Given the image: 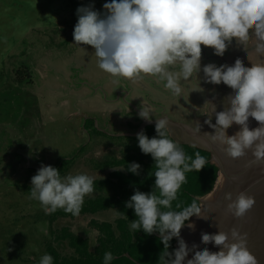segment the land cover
I'll return each mask as SVG.
<instances>
[{"label":"clouds","instance_id":"obj_1","mask_svg":"<svg viewBox=\"0 0 264 264\" xmlns=\"http://www.w3.org/2000/svg\"><path fill=\"white\" fill-rule=\"evenodd\" d=\"M103 9L101 13L94 4L79 7L73 32L74 44L95 50L101 70L133 81L143 75L158 77L165 89L178 97L183 92L181 81L202 71L207 83L224 84L232 90L222 101L227 107L213 110L215 124L212 115L205 121L215 132L206 135L213 143L225 145L226 154L233 159L252 150L256 161H264V63L246 67L237 58L231 66L209 63L201 67L202 46L223 57L234 40L236 44L246 43L250 34L256 38L255 50L264 53V0H111ZM151 111L143 101L139 117L151 123ZM250 117L260 125L254 130L249 127ZM169 124L167 118L156 119L157 136L137 134L138 147L155 161V185L150 193L136 190L125 202L136 216L130 228L147 235L159 233L166 264H185L190 252L194 254L187 264H258L246 235L235 228L231 235L220 230L218 234L201 233V243H214L218 252L200 250L196 244L189 248L181 238L182 228H194L188 221L202 211L196 200L180 211L171 210L172 202L186 183V174L204 169L207 161L199 152L195 158L187 156L169 138ZM234 124L240 130L229 137L226 132ZM126 169L139 175L141 165L133 162ZM94 179L84 173L62 176L60 169L42 164L31 179V198L41 204L45 214L62 209L78 217L85 197L95 191ZM225 199L228 212L237 218L245 216L256 203L244 192L235 199L227 193ZM173 238L178 239V248L169 252ZM114 259L106 252L103 264H112ZM38 264H54V257L46 253Z\"/></svg>","mask_w":264,"mask_h":264},{"label":"rangeland","instance_id":"obj_2","mask_svg":"<svg viewBox=\"0 0 264 264\" xmlns=\"http://www.w3.org/2000/svg\"><path fill=\"white\" fill-rule=\"evenodd\" d=\"M93 4L96 10L104 12L101 0H0V264H37L44 254H51L47 247L56 233L62 235L64 232L62 225L66 224L65 220L50 225L41 204L31 198V179L42 164L60 169L62 176L84 173L94 177V182L102 181L109 176L111 160L118 157L107 154L108 144L112 142L114 147L118 141L130 142L128 138L109 136L115 131L119 132L115 125L108 129L109 119L112 123H117L118 119L112 121V116H102V112L84 107L73 97L76 91L83 92L85 99L88 98L84 100L85 103L100 98L104 104H116V111L127 113L128 108H132L130 105L134 106L133 103L137 101L132 95L134 90L124 81L126 78L113 77L104 72L98 67V61L93 67H70L68 76L60 75L56 65L54 68L50 66L46 71L48 76L45 83L41 74L33 72L32 64L35 63L31 62H36L39 57L46 62H60L64 58L63 50H56V47L67 46L70 50L72 42L64 44L60 38L63 33L67 34L68 39L74 38L77 9ZM255 45L256 38L250 34L246 43L236 44L234 40L223 57L214 55L213 49L202 46L201 67L209 63L231 66L237 58L243 60L246 67H251L252 63L264 57V53L253 49ZM94 51L91 47L92 55ZM18 71L23 73L21 75L25 76L26 81L18 80ZM27 74H31L32 84L27 83ZM142 77L155 78L151 75ZM50 83L57 87L58 92L68 96V102L61 103L62 108L57 113L49 110L56 117L55 121L52 120L54 117L47 119L42 111L41 99L35 92L39 88L41 93H49ZM158 83L159 118L170 117L181 123L185 119L188 125L196 129L202 122L204 126L211 115L215 124L213 110L222 111L223 106L227 107V102L222 104V101L232 91L224 84L207 83L202 71L194 73L188 81H181L183 92L179 97L165 89L164 81L159 78ZM131 110L138 112L137 109ZM181 115L184 117L181 118ZM127 117L133 119L131 115ZM194 119L200 124L193 122ZM249 121L260 126L254 118ZM239 130L240 127L234 124L227 136L231 137ZM170 133L175 140H183L181 130L171 127ZM246 154L255 159L252 150H246ZM242 187L243 184L241 189L231 191L233 198L244 192ZM225 196L217 206V218L220 216L225 220L221 218L222 224L219 221L217 225L204 222L199 230L193 232L191 247L196 244L200 250H220L213 247V243H201V233L218 234L215 226L230 224L229 219L235 222V216L228 212L227 205L224 206L228 202ZM228 214L229 219L226 217ZM117 218L115 211L98 217L107 221ZM90 219L85 217L67 221L75 233L85 235L87 231L95 238L97 230L90 226ZM61 255L65 256L63 253Z\"/></svg>","mask_w":264,"mask_h":264},{"label":"trees","instance_id":"obj_3","mask_svg":"<svg viewBox=\"0 0 264 264\" xmlns=\"http://www.w3.org/2000/svg\"><path fill=\"white\" fill-rule=\"evenodd\" d=\"M16 74L19 81H26L24 80L25 76L21 75L23 73L18 71ZM27 77H29L27 83L32 84L31 74H27ZM144 132L149 138L157 136L156 127H148ZM167 132L169 138L176 142L168 129ZM132 141L133 144L129 151L130 156L128 155L126 159V163H128L125 164L127 168L133 162L140 164L139 175L126 171L120 173L121 175L111 176L110 179L95 181V191L85 197L81 214L78 217H74L62 209L47 214L50 225L58 221L62 222V219L73 221L77 218L89 217L91 218L90 226L97 230V234L93 238L87 231L85 235L75 233L70 222L62 225L63 234L56 233L51 245L47 247V251L54 257V264H103V257L106 252H111L114 255L115 259L112 264H166V250H164V245L160 243L159 233L147 235L143 231L139 232V230L130 228L131 221L135 220L136 216L134 210L126 208L125 202L130 200L136 190L145 193L152 192L155 185L154 173L156 171L155 161L151 155L142 153L138 147L137 138ZM179 145L187 156L195 158V154L199 152L201 156L205 157L207 163L204 169L199 172L192 171L186 174V183L182 185L178 192L177 199L172 202L171 210L175 211L183 210L193 200H196L201 207L199 198L214 190L220 172V168L211 163L212 153L186 144ZM135 155L138 156L135 157ZM110 211L117 213L118 218L116 220L98 219V217H102L103 214L106 215ZM170 243L169 252H174L177 249V239L173 238ZM61 253L65 256H62ZM127 254L130 257L126 256Z\"/></svg>","mask_w":264,"mask_h":264},{"label":"crops","instance_id":"obj_4","mask_svg":"<svg viewBox=\"0 0 264 264\" xmlns=\"http://www.w3.org/2000/svg\"><path fill=\"white\" fill-rule=\"evenodd\" d=\"M107 2H111V1L101 0L102 6L104 3H107ZM67 37H68L67 34L63 33L60 40L63 41L64 44H67L68 41L72 42L71 43L72 46L70 50L67 46L66 47L62 46L60 48L56 47V50L58 49L63 50V53L65 54L64 58L60 60V62L59 61H55L58 63H55L53 61L46 62L44 58L42 57L37 58L36 62H31V63H35V64H32L33 72L36 71L37 74L39 75L41 74L43 83L46 82V79L48 76L46 71L48 70L47 68L50 66L54 68V65H56L57 67H59L60 75H62L63 73L64 76L65 75L68 76L69 72L71 71L70 67H73V68L87 67L88 68V67H93L96 65V61H97L96 57H93L94 55L90 53L91 46H86V45L79 46L77 44H74L75 43L74 38L68 39ZM89 71L87 70V72ZM124 81L127 83V85H129V87L132 88V90H134L132 92L133 93L132 95H134V99L135 101H137L133 103L134 106L130 105L132 108L129 105L128 106L131 109H134V110L137 109L138 112H132V110L129 108H128L127 113H122L120 110H118L120 111L118 112L115 109L116 104L112 102H110L109 105L104 104L100 98L95 99V101L85 103L84 100L88 99V98L85 99V95H84L85 93L78 92V91L73 93V97L78 102H80L84 107H87L88 109L94 112H99V113L102 112L103 113L102 116L110 115L112 116V121L113 120L116 121V119H118V121H116L117 123H112L111 119H109L108 121V129H112L113 128L112 125H115L116 128L119 130V132L115 131L111 135H109L110 137H113V138L124 137V138L130 139L129 143H122V141L121 142L118 141V143H115L116 145L114 147H113L112 142L108 144L107 154H113V155L118 156V157H114L111 160L112 163L108 167L110 177L111 176L115 177L116 174L118 175L120 173H124L127 171L126 169L127 165L125 164V162L129 155L130 148L132 147V144H133L132 140L134 138H137V134L142 130L143 124L147 122L139 117L140 109L138 108V106L141 105L144 101L145 105L150 106L152 110L151 117L153 118V121L154 120L156 121V119H159V107L157 106L158 105L157 100H159V85H157L159 84L158 77H155L152 79L149 77L148 78L141 77L140 79H137L135 81L129 80V79L124 80ZM144 82H147V83H144ZM38 89L39 88H37L35 92L37 93L38 97L41 99V105L43 106L42 111L44 112L45 115H47V119L49 120L51 117H54L52 114L53 112L51 113L49 110L55 111L57 113L62 108V106H60L61 103L68 102V96L64 93L58 92L57 87H55L51 83H50L49 93H41ZM115 112H118V114L116 115ZM127 115L133 116V119L130 117H127ZM55 119L56 117H54L52 120L55 121ZM148 127H156V125L148 126ZM148 127H146V129ZM99 141L100 139L97 138V142ZM103 179H106V178H103ZM64 222L68 223V221H64Z\"/></svg>","mask_w":264,"mask_h":264},{"label":"water","instance_id":"obj_5","mask_svg":"<svg viewBox=\"0 0 264 264\" xmlns=\"http://www.w3.org/2000/svg\"><path fill=\"white\" fill-rule=\"evenodd\" d=\"M253 49H256V45L254 46ZM257 61H258L257 63H264L262 58H259ZM161 118H167L170 121V124L168 126L169 132H170L171 127L174 129H179L183 132V135H184L183 140L181 142L176 140L177 143L194 146V147H197V148H200L202 150L212 153L213 158L211 159V163L217 165L220 168L219 178L217 180L214 190L208 195L202 198H199V201L201 203V211H202L201 215L199 217L194 216L191 219L190 224L196 226L198 224H202L206 221H209L212 224L217 225L219 221L221 222V219L217 218L216 220H214L213 216L210 215L211 210L213 208L211 199L212 198L214 199L216 195L219 194L223 189L232 190V189H235V187L240 184L241 185L244 184V187L246 186L245 193L247 195L253 194L256 203L253 206V208L249 210L248 213H246L245 216L240 217V218L235 217V220L236 219L237 220L246 219L245 221L248 224L251 218H255L256 213H258V210L260 208L263 210H260L259 213L263 212L264 214V161L260 162V164L262 163L261 166L259 164L257 167H255L254 162H253L254 159H251L248 154H245V156L238 158V159H233L229 157L224 150L226 147L225 145H221L218 142L213 143L210 137L206 135V133L213 134V135L215 134L214 129L211 128L207 123L204 124L203 126V122L202 124H200L199 122H197V119H196L195 123L201 125L199 126V131H197V129L194 128L193 126L185 124V123H181L170 117H160L159 119ZM249 124L254 125V123H252L251 121H249ZM155 125H156L155 120L152 121L151 123L146 122L143 124L142 130L140 132H144V130L148 126H155ZM235 126L240 127L239 125H235ZM228 130L226 132V135H228ZM224 169H225V173L223 172ZM252 188H257V190L253 192L251 191ZM228 203L229 202L224 203V206L228 205ZM229 221L231 223L229 224V229L226 232L229 233V235H231L232 229L233 228L236 229L237 227V222L235 221L232 223L231 219H229ZM190 229L191 228L187 227L186 225L184 228H182L181 233L184 231L190 230ZM256 230L257 229H255V226H253V224L252 225L250 224L248 228L244 229L243 235H246L247 237L248 246L249 244H251L253 237L259 240V243L254 245L249 250L253 251L252 254L256 256L258 264H264V231L258 232ZM192 234L193 232L190 231V236L187 238L188 239L187 243H188L189 248H191L190 239H191ZM181 238H182V234H181ZM212 246H215L214 243L212 244ZM176 247L178 248V239H177ZM190 253H189V256L186 258L185 264H187V259H191L192 257ZM127 256L130 257L129 254H127Z\"/></svg>","mask_w":264,"mask_h":264},{"label":"bare ground","instance_id":"obj_6","mask_svg":"<svg viewBox=\"0 0 264 264\" xmlns=\"http://www.w3.org/2000/svg\"><path fill=\"white\" fill-rule=\"evenodd\" d=\"M262 58H264V57H262ZM257 127H259V126H257V125L254 124V125H252L250 127V129H253L254 130ZM253 162H254L255 167H257L260 164L261 161H256L254 159ZM261 165H262V163L260 164V166ZM245 187H244V184H243V187L242 188L244 189L243 190L244 193L246 191ZM236 189H241V185L236 186L235 189H232V190L231 189H223L219 194L216 195V197L214 199L211 200L214 209L211 210L210 215L213 216L214 220L217 218V213L219 212L218 209H215V208H218L217 206L219 205V202H220L221 198L223 196H225L227 193H230L231 191H234ZM256 190H257V188H252L251 189V191H253V192H255ZM250 196H253V194H251ZM260 210H263V209L260 208L258 210V213H256L255 218H251V220L248 222V224L245 221L246 219L245 220H237V219L235 220L237 222L236 229L241 233V235L244 234V229L248 228L250 226V224L251 225L253 224V226H255V229H257L256 231H258V232L264 231V214H263V212L262 213H259ZM229 216H230V214H228L227 217H229ZM221 218H222V220H225L223 217H221ZM221 218H220V216H218V219H221ZM252 221L255 222V225H254V223ZM259 222H260V224H257ZM246 224H247V226H246ZM202 225H203V223L202 224H198V225L194 226V228H191L190 230H187V231H184V232L181 233L182 234V238L185 240L186 243H187V240H188L187 238L190 236V231L191 232H196L197 230H199L202 227ZM215 227L218 230H221V231L226 232L229 229V224L226 223L225 226L220 225V226H215ZM248 243H249V241H248ZM258 243H259V240L255 239V237H253L252 238V241H251V244H249L248 248L251 249L254 245H256ZM213 247H215V246H213ZM250 251L253 253L252 250H250ZM214 252H217V251H214Z\"/></svg>","mask_w":264,"mask_h":264},{"label":"flooded vegetation","instance_id":"obj_7","mask_svg":"<svg viewBox=\"0 0 264 264\" xmlns=\"http://www.w3.org/2000/svg\"><path fill=\"white\" fill-rule=\"evenodd\" d=\"M180 117H181V118H183V117H184V115H181ZM194 120H195V119H194ZM179 122H180V121H179ZM193 122H195V121H193ZM182 123H185V124H187V122H186V120H185V119H183Z\"/></svg>","mask_w":264,"mask_h":264}]
</instances>
